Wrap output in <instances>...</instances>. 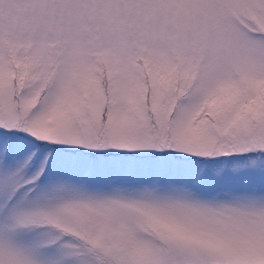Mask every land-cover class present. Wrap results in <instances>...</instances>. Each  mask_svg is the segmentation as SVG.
<instances>
[{
    "label": "snow or ice",
    "instance_id": "1",
    "mask_svg": "<svg viewBox=\"0 0 264 264\" xmlns=\"http://www.w3.org/2000/svg\"><path fill=\"white\" fill-rule=\"evenodd\" d=\"M0 264H264V0H0Z\"/></svg>",
    "mask_w": 264,
    "mask_h": 264
}]
</instances>
